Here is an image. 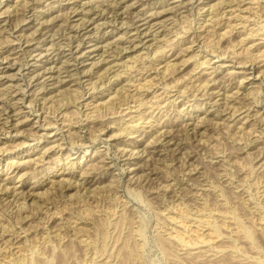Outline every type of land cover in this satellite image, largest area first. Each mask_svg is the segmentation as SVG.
<instances>
[{"label": "rangeland", "instance_id": "1", "mask_svg": "<svg viewBox=\"0 0 264 264\" xmlns=\"http://www.w3.org/2000/svg\"><path fill=\"white\" fill-rule=\"evenodd\" d=\"M113 1L0 0V244L3 236L19 232L24 245L7 259L15 264H264V38H245L253 24L234 27L240 20L229 14L233 3L240 14L263 20L264 0H253L251 7L252 0H187L185 7L175 6L180 0H123L129 8L107 23L105 41L89 50L97 40L86 38V54L75 59L66 45L75 32L71 25L76 30L85 11ZM140 15L152 28L133 48L135 26L129 23ZM138 23L141 31L147 29L144 19ZM160 42L168 44L167 55L153 61L162 71L171 60L165 77L150 61ZM203 54L212 58L210 73L191 80ZM109 61L111 72L99 75L101 63ZM52 65L55 77L40 89L50 71L45 68ZM147 65L154 76L149 81L151 76L143 79ZM119 70L117 80L113 74ZM81 78L106 83L93 91ZM166 83L174 89L189 83L179 98L188 101L178 103L179 109L187 107L183 113L163 101L176 92L164 91ZM22 91L25 101L19 99ZM141 101L145 129L156 119L167 128V140L181 142L180 150L152 144L151 134L129 133L125 120L137 112L128 103ZM86 102H91L87 108L80 105ZM10 109L13 115L3 125ZM137 139L129 166L122 150ZM29 144L36 150L27 152ZM38 156L39 164L27 159ZM13 161L15 171L7 167ZM86 171L93 181L80 184ZM24 181L23 191L14 194ZM174 207L192 216L230 214L227 220L213 215L219 230L214 246L222 248L200 256L204 248L176 244L166 218ZM4 260L0 252V264L8 263Z\"/></svg>", "mask_w": 264, "mask_h": 264}, {"label": "bare ground", "instance_id": "2", "mask_svg": "<svg viewBox=\"0 0 264 264\" xmlns=\"http://www.w3.org/2000/svg\"><path fill=\"white\" fill-rule=\"evenodd\" d=\"M122 1L123 0H115V1H113L114 5H113V3H110V4H108L107 7L102 8L99 11H95V12H92V13L90 11H85L84 13H85L86 16L84 18L81 17V21H80V24L78 25V28L75 30V28H74L75 26L71 25V27H70L71 30L74 29L75 32H74V34H71V39L67 42L66 45H69L71 47L70 51H72V55H75V59H78L81 56H83L84 54H86L85 53L86 50L84 49V48H87V46L85 47V44H84V40H86V38H89L90 42L92 40H97L92 45L93 48H90L89 50H91V49L95 50L96 48H99L100 42H104L105 41L106 34H107V32H109V30H106L107 27H108L107 23H111V21H113V19L117 20L118 19L117 14H119V12H120V15H121L122 12L126 11L129 8L128 4L122 5L121 4ZM151 1L152 0H148L147 4H149ZM195 1L203 2L204 0H190V2H192V3H195ZM255 2H257V0ZM253 3H254V1L252 0L250 2V7L252 6L251 4H253ZM152 4H156V1H152ZM187 4H188L187 0H180L178 5H175V6H183V7H185V6H187ZM230 6H231V10L229 11V14L231 15V17H236L237 19L240 20L239 22L234 23V27L240 25L241 27L245 28L249 24H253V26L251 27L252 31L245 33V35H247V36H245V38L249 37L250 34L257 35V39L264 38V36L261 37L260 35H258L261 32H264V19L263 20H259V19H256V18H251L249 15H244V14L242 15L238 11L239 9L236 8L237 6H233V3H230ZM108 7H110V10H108L109 9ZM199 8L201 10L202 7L199 6ZM75 10L77 11L78 8H75L74 12H75ZM152 11H155V10H152ZM81 12H83V11H81ZM112 12H114V15H112L113 18L110 19L109 14L112 13ZM211 12H213V11L210 10L208 13L210 14ZM221 15L222 16H227V14H225V11L221 12ZM142 16L143 15H140L138 17L136 16V17H137V19L139 18V20L144 19L145 23H148V26L146 27L147 29L145 31H141V26L142 25L140 23H138L139 20H137L136 17H134L131 20V22L129 23V26H131V25L135 26L134 27L135 33H134L133 37L130 38V40H132L134 42L133 43V48H136V46L143 41L141 39V36L143 34H147L148 31L152 28L150 21L146 20L147 17H142ZM219 17H217L216 19H218ZM212 19H213V17L212 18L210 17V20H212ZM249 21H251L252 23L251 22L249 23ZM89 26H92V28H90ZM255 26H257V27H255ZM101 27L105 28L104 32H102V33L100 32ZM84 28H85V30H84ZM187 30H188L187 28H184L182 31H187ZM205 30H206V28H205ZM254 31H256V32L254 33ZM128 38L129 37H127V39ZM45 39H48V38H45ZM76 41H77V43L74 45V43ZM135 42H136V44H135ZM254 44H255V42L252 43L251 45L247 46V48L253 47ZM167 45L168 44H166L164 42H160L158 44V47H156V49L154 51L155 53L153 52L154 54L152 56V59L150 60L152 64L159 56H162V55L165 56V54H166L165 53V47ZM105 51H107V49ZM151 54L152 53H149L148 55L144 56L142 59H149V56ZM224 54H227V53H222V55H224ZM203 55L206 58L204 60L200 61L199 64L195 66V71L191 74V77H190L191 80H192V78L193 79L198 78L202 74L210 73V72H206V70L209 67L210 63H211L212 58H209L207 54L206 55L203 54ZM222 55L218 54L217 56L218 57H220V56L222 57ZM6 58H8V57L6 56ZM14 59L17 60L16 58H14ZM103 59H104V57H103ZM153 59H154V61H153ZM114 63H116V62H114ZM98 64H99V60L98 61H94L92 63V67H94L95 65H98ZM157 64L158 63L154 62V66L153 67H156ZM171 64H172L171 60H168L166 65H165V68L162 71L158 70L159 67L154 68L155 70H157L156 74L158 75L159 73L163 72L164 73L163 76L165 77L166 74H167V71L171 67ZM103 66H105V67H104V69H102V71H99V70L97 71V73L99 75H102V74H104L107 71L111 72L112 67H114L113 63H111V61L106 62V63H101V67H103ZM129 66L130 65H128V67ZM146 67H148V65L144 66L142 70H146ZM54 68H55V66H53V65L45 68L46 70L50 69V71L48 72L49 75H48V73L47 74H45V73L43 74L44 76L45 75L46 76L43 78L44 81L42 82V85L40 86V89H45V88L47 89L48 88V86H47L48 81H46V80H48L50 77H55V75L53 74V71H52ZM214 71L216 72L217 69H215ZM143 73L147 74V70L145 72H143ZM122 74H123L122 71L119 70L118 72L113 74V76L117 75V80H119L120 79L119 76H122ZM151 74L152 73L147 74L143 79H146L148 76L150 77ZM34 76H35V74L32 75V77L29 80V82L27 81V84H26L27 86H29V84L30 85L32 84V80H33L32 78ZM153 77L154 76H151L146 81H149ZM138 79H139V77L134 79V82L136 80H138ZM84 80H88V83L91 82L92 87L90 89H93V91H96L99 88V86H103L106 83L105 80L104 81L101 80V85H100L99 83H92L91 78H87V79H82L81 78V81L84 82ZM212 80H215V79H212ZM129 81H127V82H129ZM56 82L58 83V82H63V81H62V79H60V80H57ZM180 82H181L180 80L177 81L176 85L179 84ZM210 82H211V80L204 82V84L208 85V84H210ZM200 83H201V81H200ZM188 84L189 83H185L184 86L181 89L180 88L174 89L173 88L174 85H171L169 83H166L163 86L164 91H166L167 88L172 89V91L176 90L175 93L173 92V94H171L168 98H165L163 101H165L169 106L170 105L174 106L175 109L179 111V113H183L187 109V107L179 109L178 103L183 101L182 104L185 105L188 102V101H185L184 99H179L180 97L184 96V93L186 92V88L188 87ZM198 84H195V85H198ZM148 87H152V86L150 85ZM24 89H25V87L21 84L19 90H24ZM167 92H169V90ZM22 94H24V91H22ZM85 94L86 93L82 94V97H84ZM26 95L27 94H24V96H22L19 99H21L22 101H25V99L27 98ZM92 96L96 97L98 95L97 94H92ZM15 98H16V102L14 103V109L16 111V108H17L16 105H17L18 101H17V97H15ZM44 99H46V98H44ZM33 101H34V99L31 98L30 99V104L33 105ZM152 101L154 102V101H156V99L152 98ZM163 101H162V103H163ZM44 103H46V102L42 101L41 104H44ZM82 104H83V106H86V108H87V106L90 105L91 102L80 103V105H82ZM143 104H145V103H143L142 101L139 102V103L134 104L133 106L128 103L127 108L130 109L131 111H132V109H134L133 111L137 112L136 114H133V112L128 113L129 115H131V117L129 119L125 120L126 125L132 127L129 130L130 131L129 133L132 134V133L141 131V132L146 133L147 136L149 134H151L149 136H153L154 137V140H153V137L150 140L152 144H154V143L156 144L157 143V144H160V145H162L164 147H169V146L172 145L170 147L171 149L180 150L181 147H182L181 142L180 141L177 142L176 140L171 141V139H173V138L167 140V138L170 137V135L167 133V128L163 130L162 128L165 127V125L163 124V125L160 126L161 123L159 121L155 122L156 119L148 120L147 122H149V127H151V129L150 130H146L145 129V125H143V122H146V118L145 117L143 118V112H142ZM153 104L149 105L147 103L146 105L153 107L154 106ZM80 105H78L79 106L78 108H80ZM13 111L14 110H11V109L9 111L6 110L7 116H6V119L3 122V125L7 124V122L10 121V118L13 115L12 114ZM222 111L223 110H221V109L219 110L218 109V112H222ZM18 112L19 111L17 110V113ZM94 116H96V114H94ZM92 117L91 116H87L86 118L88 120H94L95 118L94 117L92 118ZM60 119H62V118L56 119V121L54 123H58V121ZM62 121H64V120H62ZM157 126H159V128H157ZM198 126H201V124L199 122L193 128V133L192 134H193L194 137H197L196 135L198 133H200V130L197 129ZM79 127L82 128V127H85V125H83V123H81V125H79ZM58 129H60V128H58ZM154 133H156L155 136H154ZM165 140H167V141L165 142ZM137 141H138V139L135 141V143H132V141H129V145H133V147L131 149H129L128 146H125L123 148V150H122V154L123 155H126V154L128 155L127 164H129V166L131 165L130 164L131 163V158L134 155L135 149L138 146L136 144ZM173 145H175V146L173 147ZM34 147H35V145L31 146L29 144V149L27 150V152H29V150L31 148H33V150L35 151L36 148H34ZM29 154L30 153H27V155H29ZM27 155L24 154L23 159H26ZM27 159L29 161H35L37 164H39V162L42 161V156L41 157L38 156L36 158H27ZM73 164H75V162H73ZM7 167H8V169H12L13 171H15L16 162H14V161L11 162V164H8ZM54 167L55 166H52L50 168L52 169ZM89 174H90L89 171L83 172L81 174V178L84 179V181L81 182L80 184H83V183H86V182H89V181H93V178L91 180L89 179ZM24 183H25V181L20 185V187L18 185L17 187L13 188L14 189L13 190L14 194H18V193H21L23 191V189H21V187L24 185ZM0 185H2V183H0ZM5 185H7V183H5ZM8 187L9 186H6L5 189H7ZM2 189H4V188H0V190H2ZM22 202L24 203V201H22ZM170 212H172L173 215L170 214ZM213 215H216L217 217L219 216V217H221V218H223L225 220L230 219V217H231L230 214L221 213V212H216L215 213L213 211H211L209 213L199 212L196 216H192V215L186 214L182 208H178V207L177 208L176 207L171 208V209L168 210V213L166 215V218L168 219V221L171 224V230H172V231H170L169 236L182 249L196 250V248L200 247V248H204L202 250L199 249L198 252H199L200 256H204V255H207V254H214L215 252H218V250L221 249L222 247L214 246V241L219 236V233H218L219 230H218L217 225L215 224V222L213 220ZM21 236H22L21 233L15 232L14 234H11V236H3L2 237V241H3L2 243H4V244H0V252L3 253V257L5 259L4 261L8 262L7 264H15V263H12V262L10 263L11 260L7 259V257L10 258L12 255L17 254V253H21L24 250V245L19 241Z\"/></svg>", "mask_w": 264, "mask_h": 264}]
</instances>
